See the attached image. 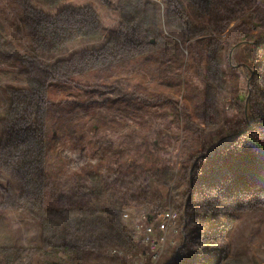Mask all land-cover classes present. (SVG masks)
Returning <instances> with one entry per match:
<instances>
[{
  "label": "rangeland",
  "instance_id": "rangeland-1",
  "mask_svg": "<svg viewBox=\"0 0 264 264\" xmlns=\"http://www.w3.org/2000/svg\"><path fill=\"white\" fill-rule=\"evenodd\" d=\"M137 3H153L154 51L46 77L44 65L63 51L34 49L24 5L45 15L94 12L108 32ZM0 69L1 84L47 82L40 201L54 211L42 227L27 208L38 201H25L28 177L8 160L13 134L0 87V264L64 258L63 232L74 264H264V178L255 170V148H264V0H0ZM149 167L164 199L148 195ZM205 213L219 221L211 236Z\"/></svg>",
  "mask_w": 264,
  "mask_h": 264
},
{
  "label": "trees",
  "instance_id": "trees-1",
  "mask_svg": "<svg viewBox=\"0 0 264 264\" xmlns=\"http://www.w3.org/2000/svg\"><path fill=\"white\" fill-rule=\"evenodd\" d=\"M153 3H137V8L131 11L124 8L123 18L125 23L108 32H102L100 23L94 12L91 14L81 13L80 8L67 6L55 15H45L41 10L28 8L24 5L26 24L29 28L32 43L35 50L45 47L49 49H62L63 53H58L61 57L55 59L50 65H44L43 71L46 77L57 78L55 74L62 75L67 72L75 73L78 70L97 68L124 60L134 55L146 54L154 51L158 47L157 41L153 40L150 26L155 21V14L150 9ZM140 5V6H139ZM74 42L69 48V43ZM2 41V40H1ZM252 48H248L247 58L250 60ZM3 52V51H2ZM4 53V52H3ZM15 58L32 61L26 55L11 54ZM244 71L250 70L246 66H241ZM71 70V71H70ZM221 73L224 69L219 64ZM217 71V70H215ZM4 70L0 69V87L4 90L7 98V119L12 126L13 137L10 141L12 157L17 159L20 168L25 172L27 183L32 188L30 194L25 195V201L30 202L28 210L39 219L42 227H45L48 220V213L54 211L43 209L41 204L42 183V162L44 159V129L43 113L45 111L47 82L45 80L28 79L23 83L15 85L1 84ZM50 82V79L48 80ZM154 100H162L155 97ZM250 97L247 98L249 102ZM264 123V120H263ZM242 130L239 129L238 133ZM256 156L262 158L259 161L261 166L255 168L264 178V148H255ZM240 161V159H239ZM148 185L147 191L150 196H157L161 199L166 197V186L156 178L157 174L149 167L147 170ZM37 207L40 210H35ZM149 218L150 214H147ZM87 215H84L86 218ZM76 225L83 222L77 217ZM215 213H205L204 232L206 235H213L218 223ZM90 223L91 220H90ZM80 226V225H79ZM101 227V223H100ZM86 230V229H84ZM63 246L67 250L65 257L61 258L57 251L54 254L45 253L49 257L41 256L37 264H74L77 259V252L71 249V244L66 241L70 234L63 232ZM89 233V232H88ZM9 249L16 250L11 243ZM16 252V251H15ZM9 252L7 259L15 253Z\"/></svg>",
  "mask_w": 264,
  "mask_h": 264
},
{
  "label": "built area",
  "instance_id": "built-area-1",
  "mask_svg": "<svg viewBox=\"0 0 264 264\" xmlns=\"http://www.w3.org/2000/svg\"><path fill=\"white\" fill-rule=\"evenodd\" d=\"M166 216H169L168 214L166 215ZM151 246H154V243H153V241L151 240V241H149V238L148 237H146V239H145Z\"/></svg>",
  "mask_w": 264,
  "mask_h": 264
},
{
  "label": "water",
  "instance_id": "water-1",
  "mask_svg": "<svg viewBox=\"0 0 264 264\" xmlns=\"http://www.w3.org/2000/svg\"><path fill=\"white\" fill-rule=\"evenodd\" d=\"M248 126H249V123H248Z\"/></svg>",
  "mask_w": 264,
  "mask_h": 264
}]
</instances>
